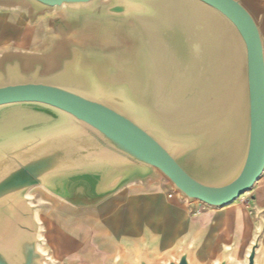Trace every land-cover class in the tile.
<instances>
[{
	"label": "water",
	"instance_id": "water-1",
	"mask_svg": "<svg viewBox=\"0 0 264 264\" xmlns=\"http://www.w3.org/2000/svg\"><path fill=\"white\" fill-rule=\"evenodd\" d=\"M49 12L68 38L48 55L0 58V264H57L42 248L37 186L100 212L135 183L213 208L264 174V6L260 0H0ZM260 228L234 247L185 229L174 245L145 220L107 227L113 264H259ZM75 264V263H71Z\"/></svg>",
	"mask_w": 264,
	"mask_h": 264
},
{
	"label": "rangeland",
	"instance_id": "rangeland-1",
	"mask_svg": "<svg viewBox=\"0 0 264 264\" xmlns=\"http://www.w3.org/2000/svg\"><path fill=\"white\" fill-rule=\"evenodd\" d=\"M260 3L264 6V0H260ZM10 10L11 12H16L17 15H23L24 13H29V8L24 3L16 4H5L1 9ZM22 16H17L15 19L0 18V58L3 54L18 51L25 55H48L50 50L57 47L61 41L66 40L68 37L64 36L60 32L56 31L53 26V20L56 16L53 13H45L42 22H37V20H30L35 25L36 36H40L38 39L32 41L30 44V49L25 50L23 48H17L20 46L19 41H23L27 34L23 28L28 23L27 18ZM15 23V24H14ZM1 25L13 26L15 27V35L13 33L12 27H5ZM25 29V28H24ZM47 31L50 37L45 41V36ZM41 34V35H40ZM10 45H15L16 47H7ZM264 174L262 178L258 181V193L259 202L264 203V184H263ZM167 180L163 176H159L156 180H153L151 184L159 190L168 191L165 188V183ZM131 188L124 190L125 193ZM255 189V188H254ZM253 189V190H254ZM251 190V194L245 195L233 204V207L237 209H247L249 214L247 218L249 224L252 225L249 231H246V224L242 222H236L234 228V237L232 240L225 241L221 236H215L212 234L210 220L214 213L220 215L223 210L221 208H213L205 203L198 202L195 210H191L188 206L186 199H181L177 192H170L174 197H178L183 201V205L189 208L192 219L191 222L186 224L181 232H184L187 227H195L197 232L208 231L209 237L201 250L199 256L201 260H205L207 257L213 255L214 253V243L218 240H224L227 245H232L234 247L233 256L239 260H242L245 249L249 246L250 241L254 236V230L259 227V221L256 218V207L253 202L254 191ZM177 193V194H176ZM169 194V193H168ZM169 197L170 199H173ZM29 196L36 198L38 201L46 205L45 210L39 212V221L42 223V238L44 244L42 246L45 252L50 253L51 259L57 264H113L115 261L119 249L115 246L108 245L105 240V234L107 233V227L113 226L118 227L123 224L122 218H118L121 213L119 208L116 206L118 201L115 200L108 207L100 212H83L79 215H73L71 213L72 206L69 205L64 200L53 195L45 188L37 186L29 191ZM132 222L136 221V208H130L127 206ZM227 209V208H225ZM197 210V212H196ZM214 212V213H213ZM156 221H162V217L153 216ZM184 218H187L185 216ZM50 221L55 227L59 229L61 234V246L63 249H67L61 256H56L55 248L50 246L46 241V222ZM156 232H161V228L152 226ZM126 230L135 235H139V225L136 229L126 228ZM180 234V235H181ZM180 237V236H179ZM177 237V239L179 238ZM175 239V241L177 240ZM175 241L170 242L165 240L162 245V249L165 250L174 245ZM262 250L260 251L259 264H264V241L261 244Z\"/></svg>",
	"mask_w": 264,
	"mask_h": 264
},
{
	"label": "crops",
	"instance_id": "crops-1",
	"mask_svg": "<svg viewBox=\"0 0 264 264\" xmlns=\"http://www.w3.org/2000/svg\"><path fill=\"white\" fill-rule=\"evenodd\" d=\"M1 7H3V6H0V18L15 19V18H17V16L23 17V15H21V14L17 15L16 12H11L10 10H6L4 8L1 9ZM47 13H49V12H47ZM44 14L45 13L40 14L35 20H37V22H39V23L42 22L43 19H41V18L44 17ZM29 16H30V11H29V13H24L23 18H27L28 23L23 27L20 26V28H23V30L25 31V34H27V37H25V39L23 41L22 40L19 41L20 46L17 47V48H23L25 50L30 49L31 48L30 44L32 43V41H34L40 37V36H38V37L36 36L35 25L30 20ZM55 19L53 20L54 28H55V25H54ZM1 26L12 27V29H13L12 34L14 36H16L15 31H14V29H15L14 25L13 26L1 25ZM55 30L58 31L56 28H55ZM49 37H50V34L47 31V35L45 36V41H47L49 39ZM7 47H16V46L10 45ZM152 181L153 180H151L145 184L144 183L132 184L117 194V197L115 200H117L118 203L116 206L119 208L121 213L118 215V218H116V219H119L121 217L122 221H123V224L119 225L118 227L124 226L125 231L128 232L126 230V228L136 229L137 226L139 225V231H140V223L142 220H145L149 224L150 227H152L154 225L156 227L161 228L162 229L161 232H168L167 233L168 239L167 238L166 239H167V241L173 242L177 237L182 235L181 232H182L184 226L186 224H188L189 222H191V219H192L191 213L189 211V208L185 207L182 203L183 201H181L177 196L174 197L168 191L157 189L154 184H151ZM262 182L264 184V179ZM257 186L258 185H256L254 187L255 189L253 190L255 193V195H254L255 198H254L253 202H254L255 207H256V213L258 210H264V203L261 204L259 202V193H258V187ZM128 188H131V189H129L125 193H122L124 190H126ZM171 195H172L173 199L169 198V197H171ZM233 204H235V203H232L229 206L227 205V206L221 208L220 210H223V211L220 215H216V213L213 212L214 215L212 216V218L210 220L212 234L215 233V236L223 237L225 241L232 240V238L234 237V228H235L236 222H242V223L246 224V231H249L250 227H252V225H251L252 223L249 224V220L247 218V215L249 214V210L237 209V208L233 207ZM127 206L130 208H136V221L135 222H132L129 213L127 212L128 210H126V209H128ZM225 208H227V209H225ZM196 212H197V210H196ZM153 216L162 217L163 219H162V221H156ZM185 216H187V218H184ZM256 218H257V216H256ZM263 218H264V215H263ZM126 225H127V227H126ZM118 227H115V228H118ZM188 228H194L196 230L195 227H187V229ZM259 228H260V222H259V227H257L256 230H254V236H253L252 240L250 241V243L254 240L256 231ZM202 232H205V231H202ZM202 232H197V230H196L197 235L202 233ZM128 233H130V232H128ZM131 234H133V233H131ZM133 235H135V234H133ZM135 236H140V234L135 235ZM208 237H209V235H208ZM208 237H207V240H208ZM61 239L62 238H61V234L59 233V229L57 227H55L52 222L47 221L46 222V241L50 246L55 248V254L58 257L61 256L62 253L67 251V249H63V247L61 246V242H60ZM207 240H206V242H207ZM263 241H264V236H263ZM263 241L261 244H263ZM206 242H205V244H206ZM250 243H249V245H250ZM228 246H231V245H228ZM259 251H260V248H259Z\"/></svg>",
	"mask_w": 264,
	"mask_h": 264
},
{
	"label": "bare ground",
	"instance_id": "bare-ground-1",
	"mask_svg": "<svg viewBox=\"0 0 264 264\" xmlns=\"http://www.w3.org/2000/svg\"><path fill=\"white\" fill-rule=\"evenodd\" d=\"M4 5H5V4H1V3H0V6H4ZM46 13H47V12H46ZM261 178H262V177H261ZM261 178H260V179H261ZM257 183H258V182H257ZM255 186H256V185H255ZM253 189H254V188H253ZM250 192H251V191H249V192L243 194L241 197H243V196H245V195H249ZM241 197H240V198H241ZM237 201H238V200H236L235 202H237ZM235 202H233V203H235ZM229 205H230V204H229ZM229 205H228V206H229ZM224 207H225V206H224ZM222 208H223V207H222ZM224 215H225V214H224ZM125 224H126V223H125ZM147 224H148V223H147ZM148 225H149V224H148ZM126 227H127V225H126ZM211 230H212V229H211ZM167 233H168V232H167ZM167 239H168V235H167ZM176 239H177V238H176ZM174 241H175V240H174ZM262 241H263V239H262ZM261 250H262V246L260 247V251H261Z\"/></svg>",
	"mask_w": 264,
	"mask_h": 264
}]
</instances>
